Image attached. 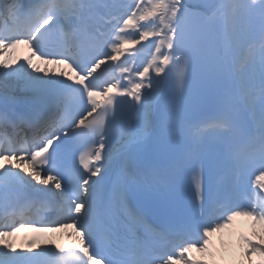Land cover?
Here are the masks:
<instances>
[{
    "label": "snow or ice",
    "instance_id": "snow-or-ice-1",
    "mask_svg": "<svg viewBox=\"0 0 264 264\" xmlns=\"http://www.w3.org/2000/svg\"><path fill=\"white\" fill-rule=\"evenodd\" d=\"M0 21V213L58 217L0 223V264H217L212 237L238 217L260 226L239 242L258 257L248 264H264V203L235 202L246 178L264 191V0H0ZM152 38V59L125 86L126 45ZM20 45L30 52L13 64ZM107 61L119 76L101 87ZM204 105L216 114L197 122ZM141 188L168 227H145L131 203ZM69 227L71 252L11 239Z\"/></svg>",
    "mask_w": 264,
    "mask_h": 264
},
{
    "label": "bare ground",
    "instance_id": "bare-ground-1",
    "mask_svg": "<svg viewBox=\"0 0 264 264\" xmlns=\"http://www.w3.org/2000/svg\"><path fill=\"white\" fill-rule=\"evenodd\" d=\"M191 3L194 4L195 2L191 0ZM155 39L156 38H152L149 41H142L143 42L142 45H144L145 47H154ZM126 46L134 47L133 45H126ZM162 51H166V49H162ZM29 52L30 50L27 45H20L17 49L13 50L9 59L13 64H16L18 60L20 62H23L22 58L28 55ZM34 62L37 63L40 67H48L50 69H54L55 72L57 73L60 72L61 70L71 72V70L68 69L67 66L65 65H43V64H40L39 61H34ZM103 70H105V68H103ZM37 187H41V186L37 185ZM246 225L247 224L240 222L239 224L236 225V228L238 230H241V233H242L247 230L245 228ZM75 231L76 230L74 228H65V229H58L57 231H54V232L40 233V232H36V231H32L28 229V230H23L17 233L11 239L15 243L17 249L27 251L28 244L33 239H37V246H53V245L57 246V244L62 245V243L66 241L76 242L77 237L75 236ZM260 231L261 229L258 231L256 230L255 233L250 234L249 237L253 239H257ZM234 235L235 234H231L232 237H228L227 235H224L222 239L216 241L217 247H219V249L229 250V252L226 251L228 254L234 253L235 251H237L236 247L229 246V244H231L235 240ZM197 257H200V253H197ZM254 258H258V257L255 256Z\"/></svg>",
    "mask_w": 264,
    "mask_h": 264
},
{
    "label": "rangeland",
    "instance_id": "rangeland-1",
    "mask_svg": "<svg viewBox=\"0 0 264 264\" xmlns=\"http://www.w3.org/2000/svg\"><path fill=\"white\" fill-rule=\"evenodd\" d=\"M249 258L248 257H245L244 259H242V262H243V264H248V262H249ZM226 261V260H225ZM230 262H232L233 264H237V260H236V258H231V260H229ZM226 262H228V261H226ZM230 262H228L229 264H230ZM241 262V261H240ZM239 262V263H240Z\"/></svg>",
    "mask_w": 264,
    "mask_h": 264
}]
</instances>
